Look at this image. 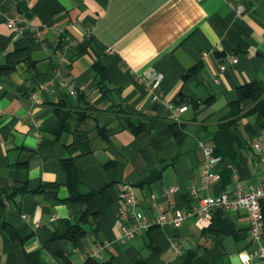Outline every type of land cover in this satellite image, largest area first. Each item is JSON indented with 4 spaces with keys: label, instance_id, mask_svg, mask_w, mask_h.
<instances>
[{
    "label": "crops",
    "instance_id": "obj_1",
    "mask_svg": "<svg viewBox=\"0 0 264 264\" xmlns=\"http://www.w3.org/2000/svg\"><path fill=\"white\" fill-rule=\"evenodd\" d=\"M16 13L38 37L12 38L6 20ZM10 63L0 76V264H187L189 253L199 264H255L241 210L126 238L118 212L124 183L148 214L190 206L199 141L220 156L216 182L199 195L261 181L264 126L236 90L249 82L264 89V0H0V69ZM152 72L162 75L153 89ZM35 91L43 102L31 109ZM180 105L187 108L175 117ZM57 107L68 117L63 128ZM69 159L78 192L96 193L93 221H81L85 205L68 200ZM75 224L83 236L64 238Z\"/></svg>",
    "mask_w": 264,
    "mask_h": 264
},
{
    "label": "built area",
    "instance_id": "obj_2",
    "mask_svg": "<svg viewBox=\"0 0 264 264\" xmlns=\"http://www.w3.org/2000/svg\"><path fill=\"white\" fill-rule=\"evenodd\" d=\"M238 11L243 9L242 5L238 6ZM7 27L11 30L13 39H18L31 33L38 37L37 28L30 23L28 18L21 14L16 13L9 16L6 20ZM107 53H112V48L106 49ZM204 55L206 52L203 53ZM226 62L235 63L236 56H227ZM225 64H221L219 69H224ZM147 83L153 89L161 80L162 75L158 72L147 74ZM63 82L69 80L68 77L62 78ZM71 93H74L73 91ZM154 98H158L153 94ZM30 108L38 106L43 102L38 92H32L28 96ZM187 105H180L174 107V116L176 117L179 112L186 110ZM30 109V110H31ZM262 135L259 134L254 142L251 143L252 148L260 150ZM201 159L199 163V178L200 183L198 186H191L190 194L194 199L188 207L180 205H172L166 212H156L148 214L142 210L135 208L136 197L133 191V186L130 183H124L120 192L122 205L118 212V217L121 220L120 232L121 238L140 236L149 232L154 227H178L184 221L192 217H199L209 220L214 210H220L223 214L231 212L243 211L247 216V229L249 237L256 243L254 251L255 264H264V239L261 232L264 227V216L261 208V201L264 199V165L261 167L262 179L259 183L251 184L246 188L236 185L228 191H221L216 194L199 195L198 191L201 189H208L217 180L216 164L220 160L214 152L211 145L203 141L198 142ZM108 244H101L90 250V254L96 255L102 248H106ZM173 248H177L175 244H171Z\"/></svg>",
    "mask_w": 264,
    "mask_h": 264
},
{
    "label": "trees",
    "instance_id": "obj_3",
    "mask_svg": "<svg viewBox=\"0 0 264 264\" xmlns=\"http://www.w3.org/2000/svg\"><path fill=\"white\" fill-rule=\"evenodd\" d=\"M95 65L97 64L95 63ZM12 68H13V65L10 63L9 67L0 69V76L7 75L12 70ZM97 69H98V75L100 76V79H103L104 74H103L102 68L100 66L99 67L97 66ZM236 92H237V101L251 100L254 103L251 109V112L256 113L257 119L259 120L260 125L264 126V89L261 88L257 82H249V83L239 86ZM55 112L59 118L60 127L63 128V122H67L68 117H66L65 119V117L63 116L64 113L59 107L55 108ZM69 114L70 113L68 112L66 116ZM130 125L132 126L134 133H137L143 130L142 125H137V126L133 124H130ZM173 130H174L173 131L174 134L176 135L178 131L176 129H173ZM98 131L102 136L105 135L103 129H99ZM213 148H214V152L217 154V149L215 147ZM62 166L67 174L66 184L69 190L68 200L72 202L80 203L81 205H85L83 214L80 219L81 221H87L88 219H91L93 221L99 213L98 209L96 208V204L94 202V195L96 193L90 192L88 194L82 195L78 192L77 190V185H78L77 168L71 159L63 160ZM26 190L27 189L25 186H21L19 187L17 192L22 193ZM261 208H262V212L264 216V199L261 201ZM216 212L223 214L220 210H216ZM83 234H84V231L82 227L78 224H75V225H69L63 237L68 240L76 241L77 239L82 237ZM10 236L13 239L17 238L15 235H10ZM185 262L187 264H199L194 253H189ZM84 264H110V262L109 261L98 262L93 258H87Z\"/></svg>",
    "mask_w": 264,
    "mask_h": 264
},
{
    "label": "water",
    "instance_id": "obj_4",
    "mask_svg": "<svg viewBox=\"0 0 264 264\" xmlns=\"http://www.w3.org/2000/svg\"><path fill=\"white\" fill-rule=\"evenodd\" d=\"M235 22H236L239 26H241V27H244V26H245V22H244V20H243L241 17H239V16H237V17L235 18Z\"/></svg>",
    "mask_w": 264,
    "mask_h": 264
}]
</instances>
